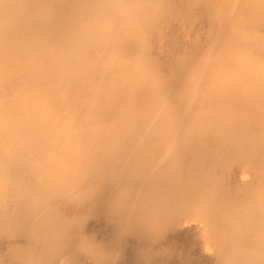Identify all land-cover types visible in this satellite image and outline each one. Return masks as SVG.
Returning a JSON list of instances; mask_svg holds the SVG:
<instances>
[{"label":"bare ground","instance_id":"bare-ground-1","mask_svg":"<svg viewBox=\"0 0 264 264\" xmlns=\"http://www.w3.org/2000/svg\"><path fill=\"white\" fill-rule=\"evenodd\" d=\"M0 264H264V0H0Z\"/></svg>","mask_w":264,"mask_h":264}]
</instances>
